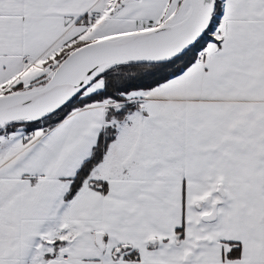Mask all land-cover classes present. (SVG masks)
<instances>
[{"label": "snow or ice", "instance_id": "obj_1", "mask_svg": "<svg viewBox=\"0 0 264 264\" xmlns=\"http://www.w3.org/2000/svg\"><path fill=\"white\" fill-rule=\"evenodd\" d=\"M0 264H264V0H0Z\"/></svg>", "mask_w": 264, "mask_h": 264}]
</instances>
